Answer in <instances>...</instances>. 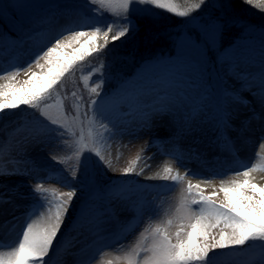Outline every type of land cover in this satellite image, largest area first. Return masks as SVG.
Returning a JSON list of instances; mask_svg holds the SVG:
<instances>
[{"label": "rangeland", "instance_id": "374dc122", "mask_svg": "<svg viewBox=\"0 0 264 264\" xmlns=\"http://www.w3.org/2000/svg\"><path fill=\"white\" fill-rule=\"evenodd\" d=\"M197 2L199 0H173L178 10H186ZM255 3L259 7L247 5L243 3V0H206L201 9L192 14L195 22L188 18L178 17L166 10L156 9L152 5L155 15L140 20L138 31L134 35L122 38L119 42L110 43L108 47H113L112 50H109L112 52L106 53V50H103L98 54L93 53L85 57L83 61H77L63 76L59 87L45 98L44 103L39 108L32 109L22 105L19 109L6 110L0 113V199H4L5 205L10 206L6 214L8 215L7 218L12 220L19 209L25 208L27 203L33 200L32 193L36 184H41L47 190V195L53 196V200L58 199L60 193L70 191L71 188L60 182L58 177L63 176L66 179H71L72 170L76 167L77 154L80 153V150L85 145L87 149L97 148L99 138L109 137V133L103 126H95L92 113L87 109L89 102L96 98V94L92 89L97 88V85L100 84L101 72L98 71L99 69L103 68V74L106 77L102 89V95L104 96L113 95L125 81L129 85L137 87L135 85L137 81L144 82L145 78L154 75L161 67L174 63L170 60L175 59L177 49L174 47L173 42L178 36L182 34L190 35L199 31V26L207 23L210 19H219L227 24L223 37L218 40L217 44L205 47L206 63L203 78L198 79L196 73L190 72L192 83L202 86L203 91L207 89L211 94L202 109L196 112V116H192L190 131H181L183 111L190 107L188 105L175 120L174 132L177 133L174 136L175 142L171 141L174 139L170 140V133L165 131L160 133L159 131L137 132L138 138L128 146V152L125 156L113 155L112 158L115 163L108 166V169L112 168V175L105 172L104 166L101 167L96 164L98 158L94 152H88L85 149L82 154L91 158L89 177L85 178L81 172L78 174L77 181L72 182L78 191L66 221L68 227L54 241V254L56 253L58 258H54V255H48L47 264H67L70 256L64 250L63 239L70 236L73 229L82 227L88 220L86 217L93 219L98 211L112 210V216H110V212H107L110 222L108 224L112 225L111 219L113 216L116 220H122V218L133 219L138 217L137 209H143L141 217L143 223H146V227H142L128 236L121 245L123 250L118 255L113 256L108 251L104 255L103 253L98 254L97 260L92 264H126L125 256L135 247L144 246L145 241L150 239V232L154 227L165 228L168 234H174L177 227L180 226L179 221L176 219L177 208L183 198L190 199L195 195V193L190 194L187 192V184L191 182L202 187L201 180L204 179L200 176L193 177L191 175L181 178L173 196L175 198L172 204L173 208L169 213L162 212V210L160 212L161 206L159 204L155 205L156 192L151 190L154 185H159L164 181L163 177L165 175L172 176L177 173L178 167L184 162L182 157H195L190 160L194 164L193 169H196L195 165H197L203 168L201 172L206 173L208 171V174H213L210 171H214V169L221 171L211 181L207 182L209 183L207 184L208 187L201 189L205 195L216 191L218 195L214 199L217 201L223 200V193L219 191L221 181H231L233 177L227 174L228 167L221 166L223 162L220 158H217L218 153L215 149L218 146L217 142L220 143L221 140L217 136L216 121H210L211 119L207 117V114L219 102L218 99L222 98L221 90H229L224 78V73L229 65L225 63L222 66L217 62L220 53L237 48L249 49L250 51L261 49L262 41H264V0H255ZM17 4L29 5V7H13ZM221 4L226 5V7H218ZM53 7H70L85 11L91 19L101 21V24L95 26L111 24L112 34L123 27L120 20L117 19L119 15H122L123 10H114L107 2L92 4L91 0H0V38L12 39L13 41L9 43L14 49H19L18 56L23 59L26 56V48L30 42L29 37L35 32L39 34L42 30L41 15H44L45 11ZM34 30L36 31L34 32ZM232 34L233 37H230ZM234 39L235 44L232 47H227L228 43H231L230 41ZM23 41L25 45H22ZM77 47H79V44L72 45L64 51L71 52ZM34 60L35 57L31 61H26L27 65L11 82L18 83L25 80L22 78L25 75L24 71L39 70ZM148 61L153 63L161 61V63L144 69V65ZM42 62L43 60L40 61V63ZM29 64H31L30 69ZM110 84L113 85V89L106 91V87ZM73 93L76 94L74 96L75 101L71 97ZM188 96H190V100L195 98L193 92L186 94V97ZM20 111L25 112L24 115L30 116L31 119L24 120L28 118L24 117L21 120V117H19L12 120L11 117ZM42 112L47 116L58 119L63 135L59 139L49 141L44 148L38 150L29 147V144L24 143V140L30 131L41 133V129L48 123L45 116L41 115ZM234 115L233 124L237 126L243 121L245 114ZM19 120H21L20 124L18 123ZM3 121L5 123L4 127L1 126ZM93 140H96L97 143L93 144ZM109 141L113 142V145L117 143L115 137L109 138ZM165 142L176 155L172 157L169 154H161L159 159L162 161L161 167H170L171 172H164L162 175L156 176L155 180L151 179L152 183L149 182L150 184L140 187L137 184L140 185L144 182L131 177L130 173L123 174V170L132 166L140 153H144L142 149L146 144ZM25 144H28L26 150L21 147ZM108 146L109 144L104 149H108ZM177 155L180 159L176 158ZM141 156V159L145 158V155ZM171 157L174 158L172 162ZM7 158H18L21 162L24 160V163L20 164L22 167L19 169L21 171L28 170L31 174L8 175L7 173L13 172L16 168H6L5 160ZM196 162L199 163L195 164ZM209 167H211L210 171ZM92 178H94V184L89 183V179ZM98 179H101L103 184L100 185ZM244 179H248L250 183L264 186V180L262 179L253 180L252 177H244L242 181ZM98 186L102 187L98 188ZM85 204L89 205V210L84 217H81L80 212ZM52 211L54 212V209ZM42 213L43 215L36 220L39 225L47 222L48 209ZM170 219L173 223L167 225V221ZM119 223H123L118 222V226H122ZM261 243L260 241H251L236 248L217 249L213 255V264H229L232 263V260H234V264H238L240 260L244 264H260ZM142 255L143 253H141ZM238 255H243V258L238 260ZM50 257H53L54 260H51ZM250 258H253V262L249 260Z\"/></svg>", "mask_w": 264, "mask_h": 264}, {"label": "snow or ice", "instance_id": "6c2138e0", "mask_svg": "<svg viewBox=\"0 0 264 264\" xmlns=\"http://www.w3.org/2000/svg\"><path fill=\"white\" fill-rule=\"evenodd\" d=\"M92 4H104L107 2L113 9H122L120 20L123 27L112 34V25L93 26L101 24L99 19L93 20L87 18L84 20V26H90V31H71L65 39H53L52 46L41 51L36 55L34 63L41 71H24L27 79L22 82L12 83L16 75L22 71L21 67L14 66L11 71H5L0 75V79H6L8 83L0 85V113L6 110L19 109L20 106H28L32 109L39 108L47 96L61 81L62 77L73 67L77 61H83L85 57L93 53H100L106 50L110 43L119 42L122 38H128L134 35L139 28V21L151 18L155 15L152 5L156 9L166 10L178 17L188 18L192 22V16L196 10L206 3V0H199L193 3L186 10H178L173 0H91ZM243 3L259 7L255 0H243ZM13 7H29V5L17 4ZM225 8L226 5H218ZM235 23V21H233ZM227 24L219 19L209 20L207 23L199 26V31L192 34H182L173 42L177 49L174 65L184 68L186 71L196 73L198 79L203 78L205 71V47L214 46L218 40L223 37L224 29ZM81 38L83 42L81 43ZM31 39V37H29ZM47 42H51L50 40ZM79 44L71 52H65L64 49L72 44ZM2 48V43H0ZM44 63L41 64L40 61ZM253 57L249 49L225 50L217 57V62L222 66L227 63V73L243 81V87L250 90L253 87L258 88V92L253 95L260 97L264 102V41L261 44L260 68L256 75L246 71H240L243 66L251 63ZM161 61H148L144 69L149 66L160 64ZM31 64H29V69ZM99 77L100 84L92 91L96 98L92 99L87 109L93 114V117L99 121H108L107 125H102L109 133L108 138L115 135H135L139 131H151L155 117L169 115L177 117L185 107L191 104V112H183V127L181 131H190L192 115L201 110L205 102L211 95L205 89L198 101H190L184 93L174 94L171 91H153L142 87H134L125 81L120 88L110 96L102 95L103 85L106 77L103 74V68ZM142 82L137 81L135 85ZM99 89V90H98ZM222 97L231 96L233 100L247 104L246 100L240 99L235 93L227 90H221ZM127 108L124 116H133L138 118L139 127L131 131L127 127L118 128L110 116L120 114L121 110ZM42 116L48 123L41 129V134L30 139L28 144L41 145L46 144L53 139H59L63 135L59 121L56 118L47 116L43 112ZM216 129L219 132L218 138L225 137L226 130L231 127L229 113L224 103L217 105L215 110ZM125 125L132 121H123ZM111 125V127H109ZM97 143L93 140V144ZM28 144L21 147L25 150ZM150 146L146 144V147ZM87 146L77 154L76 167L72 170L71 179L63 176L58 177L59 181L65 186L71 188L70 191L59 194V198L49 200L47 190L41 184H36L33 189V203L30 206L33 212L43 209L47 206V222L43 225L35 221L27 223L23 228L22 237L18 244L13 247L6 255L0 253V264H46L45 257L50 253L54 241L60 234L65 222L68 220L69 213L74 204V197L78 189L72 182L77 181L78 174L81 172L85 178L89 177L91 158L83 155ZM88 152H94L98 158L96 164L99 166L109 165L110 162L105 158L102 152L97 148L87 149ZM180 159L179 155L176 156ZM170 167H165L164 172H171ZM251 169H247L238 175L249 176ZM132 172V168H125L123 174ZM8 175H30L31 172L21 171L16 168ZM187 174V173H186ZM165 181H177L181 179L178 175L163 177ZM94 178L89 179L90 184H94ZM223 193V200L214 199L218 194L213 191L207 195L204 194L199 184L189 182L187 192L195 193L192 198H183L180 206L177 208L176 219L180 226L177 227L174 234L170 235L165 228L154 227L150 232V239L145 241L144 246H137L130 250L125 256L126 264H213V255L217 249L236 248L244 246L251 241H260V264H264V186L250 183L248 179L232 180L230 182H221L219 189ZM196 206V207H193ZM54 209V212L52 211ZM89 210V205L81 209L80 216L84 217ZM143 209H137L142 213ZM43 215V213H41ZM92 223L95 227V236L97 242L103 241L106 237L103 235V225L105 224L104 213L97 212ZM173 221H167L171 225ZM141 253L143 255L141 256ZM82 264H89L85 259Z\"/></svg>", "mask_w": 264, "mask_h": 264}, {"label": "bare ground", "instance_id": "6f19581e", "mask_svg": "<svg viewBox=\"0 0 264 264\" xmlns=\"http://www.w3.org/2000/svg\"><path fill=\"white\" fill-rule=\"evenodd\" d=\"M85 29L90 30L91 27L90 26H82V25H79V24H69V25L64 26L62 28L50 29L49 31L46 30V31L40 33L42 35V38H41V40H37L36 42H37V44H39V46L41 48L46 50L47 47L52 46V43L55 42L53 37L55 39H65L68 35H70L71 31H81V30L84 31ZM49 40L51 42H47ZM81 41H83V38H81ZM72 45H75V43L72 44ZM68 48H70V46ZM112 49H113V47H108L106 50H112ZM43 63H44V61L41 64H43ZM244 67L245 66H243L239 70L243 71ZM248 67L253 69V70H250L249 73L252 74V75H256L259 72L260 63L253 61V62H251L249 64ZM34 71L39 72V71H41V69L34 70ZM224 74H225V77H224L225 78V82L228 84L229 88L231 86L235 85L236 87H234V88L237 89L239 92L245 90V88L243 87V84H241V80H239L238 78H236L233 75H229L227 73V69H226ZM22 78L27 79V76L24 75V76H22ZM62 79H63V77H62ZM8 82L9 81H7L6 79H0V85L8 83ZM59 85H60V82L54 88V90L57 89L59 87ZM231 89L232 88H230V90ZM187 90L188 91H186V92L190 93V92H198L200 89L198 87H196V86L188 85ZM177 94H179V93H177ZM69 103H70V100H69ZM118 118H119V116H117L116 114L110 116V119H113L114 122L116 123L117 127L120 128V124H119ZM175 118L177 119V117H175ZM93 121L95 123V126L96 125L102 126V125H107L108 124L107 120L99 121V120L93 118ZM212 121H216V120L213 119ZM109 127H111V125H109ZM156 127H158V125ZM175 135H176L175 133L171 134L170 140L174 139V140H171L172 142H175V140H176L174 138ZM258 135H262V134L260 133ZM114 137L117 140V143L115 145H113V142L109 141L108 137L99 138V142H98V145H97V149H99L102 152V154L105 156V158L110 162V165L115 163L114 159L112 158L113 155H117L118 157L125 156L124 155V150H123V144H122L123 143L122 142V136L121 135H115ZM107 144H109V146H108L109 148L105 150L104 147ZM258 147H259V154L257 155L258 159L256 160V166L252 167V168L251 167L248 168V169H251V171L249 172V176L248 177H252L253 180H258V178L264 180V174H262L260 172H257V170L260 169V168H262L264 170V160L261 159V158L264 157V155H262V153L264 152V142H262L261 145H258ZM142 151H144L145 154L144 153H140V155L138 156V158L135 161V163L132 164V166H130L132 168V172L130 173V176L134 177V178H136L138 180H141L142 182H144V183L140 184L139 187L142 186V185L150 184L149 182L152 183V180H155V178H157L156 176H160V175H162L164 173V168L161 167L162 161L159 159V156H161V154H169L170 156L175 157L174 151L171 149V147L166 142L165 143L150 144V146H148V147H146V145H145V147L142 149ZM141 155H145V158L141 159V157H142ZM172 157L170 158L171 162L173 160ZM219 157H221V160L223 162H225V163H221L222 164L221 166H226V165H223V164H231L232 165V163L230 161L231 154L227 153V152H224L222 150V148L220 149ZM194 158L195 157L192 156V157H190V160H192ZM22 163H24V160L21 162L20 159H18V158H12V159L7 158L5 160V164H6V168L7 169L21 168L22 166H20V164H22ZM103 166L105 168V172L107 174L109 173V175H112V173H113L112 172V168L108 169L109 165H103ZM247 166H251V165L249 164ZM247 166L239 168L235 173H232V172H228V173L230 174V176L233 177V180L242 181L244 176L243 175H238L237 173H242L243 171L247 170L245 168ZM111 177H113V176H111ZM223 182H225V180ZM227 182H230V181H226L225 183H227ZM208 186L209 185L205 184V187H208ZM2 203L4 205L6 204L4 199H0V204H2ZM9 209H10V206L9 205H5L4 213L6 214ZM41 216H42L41 213H40V215L38 214L37 217L35 216V218L33 219V222L34 221L36 222V220L39 217H41ZM0 224L6 226V225H8V221H6V222L0 221ZM67 227H68V223L65 222V224H64V226H63V228H62V230H61L59 235H61V233H63L67 229ZM104 231L108 232V233L112 232L109 229H104ZM21 236H22V234H21ZM107 250H109V249H107ZM120 252H121V250H115V251H113V254L114 255H118Z\"/></svg>", "mask_w": 264, "mask_h": 264}, {"label": "trees", "instance_id": "16d2710c", "mask_svg": "<svg viewBox=\"0 0 264 264\" xmlns=\"http://www.w3.org/2000/svg\"><path fill=\"white\" fill-rule=\"evenodd\" d=\"M230 37H233V34Z\"/></svg>", "mask_w": 264, "mask_h": 264}]
</instances>
